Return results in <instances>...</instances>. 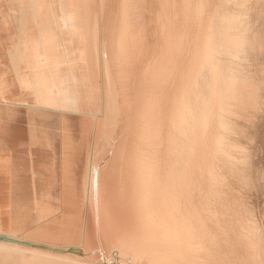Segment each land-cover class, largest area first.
<instances>
[{"label": "bare ground", "instance_id": "bare-ground-1", "mask_svg": "<svg viewBox=\"0 0 264 264\" xmlns=\"http://www.w3.org/2000/svg\"><path fill=\"white\" fill-rule=\"evenodd\" d=\"M166 1L168 2L169 0ZM233 1L237 2L239 0ZM227 2L232 3L230 0ZM98 4L101 8L100 10H102L105 4L104 0H100V3ZM161 4L165 5V3ZM204 4V0H199L197 5H194L195 7L193 9V13L191 12L193 15L190 13V16L192 18L196 17L199 21V18L201 19V16L207 14L206 12L208 11L205 10V13L203 14ZM218 5H216V7ZM186 6L188 5L186 4L184 7L187 8ZM171 7H174V5H171ZM191 7H193V5ZM118 9L119 8H117V10ZM131 9L130 0H123L121 12V18L123 19L120 22L121 28L118 36L119 39L117 38L118 41L116 49L114 48L115 51L112 48L114 52L113 55H116L117 65L119 67V75L116 79H113L112 75L111 78L108 79L110 72H112L110 71L111 65L109 62L112 52L109 50L112 49L109 48L108 50L103 45L102 54L105 59V72L106 78L108 79L106 93L107 100H105L107 106V117L103 128L101 126L102 131L100 132V135L104 134V137H106L105 142L107 143L106 147L108 148L113 147L111 145V141L113 142L111 137L114 135V132H116L115 130L118 126L119 118L122 115L118 98L124 94L122 92L121 94L120 92L116 93L114 88L116 87V82H123L125 78H128L125 74L126 67L129 63H131L130 61H132L131 59L134 56L137 47H139L137 44L141 39L139 33L133 31V26L131 24ZM147 9L148 8H146V11ZM219 9L220 8H218V10ZM148 10L150 11V9ZM162 10L163 9H161V11ZM172 10L173 9L171 8V11ZM242 10L244 11V9ZM174 11L176 10L174 9ZM187 12L188 11L185 13L188 14ZM232 12H221L220 10L215 12L212 17L210 16L211 18L209 17L207 29L204 32L206 34L198 36L192 43L193 48L191 49V61L188 62L192 63L189 64L191 67L188 71H186L187 73H185L184 77H182L183 80L181 84L179 82L180 88L177 89V91H179L176 92L177 94L172 100L170 99V101L168 99L169 96L163 99V96L160 97L159 93L155 94L153 92L155 87L160 89V85L163 84V82H167V80L172 76L171 73L173 71L171 66L169 67L172 54L175 53L174 51V53H172L171 50L172 41L175 40L178 47L182 45L184 40V34L182 36L179 35L177 38L174 37L175 39L173 40V36L175 33L178 34V32L173 31L174 35L171 34L169 36L167 41L169 51L166 57L169 63L166 59H164L161 65L156 64L152 70H148L147 72V75L149 74V92H147L146 98L142 100L141 106L137 109V114L135 116L136 124L134 125L135 128H133L135 129L133 133L135 135V144L129 155L123 154L125 151L124 149H120V153L118 155H114V149L111 148L108 150V153H104V151L102 155L101 153L98 155L99 152L98 154L91 155L89 153L92 149L91 145L88 146L85 153L79 150L80 141H74L70 133V125L66 122L67 120H65L64 116L65 114L71 113L88 119L91 131L89 130L88 125H81V129H83V127H88V130L90 131L88 136L89 134L90 136L92 134L93 139L97 141L99 140V138H97L100 124V119H98L99 109H86V107L81 104V98L79 95L75 96V94H63L73 92L71 89H62L64 85L63 80H55L52 84L53 87H57V92L61 95L63 94L62 96L57 97L45 95L44 93V95L35 97L34 102L38 106L33 108L37 111L40 110V112L45 111V113L40 115L44 116L46 121L47 118H50L49 114H51V112H60L59 115L62 117L58 123H53L54 125H46L45 131L43 130V132L41 129H32L31 133H33V135L31 136L29 145L31 149L39 147L46 148L52 153L49 156H46V158L39 164L40 167H43V173L45 175V216L47 220L50 218L51 220L54 219L56 222L60 223L61 247L60 254L57 255H55V252V254L53 252H45L44 255L47 259L48 257L57 259L60 264L220 263L223 255L221 258L218 256V235L222 232V229H224L225 232L228 230H225V228H222L220 225L219 216L216 213L217 210L215 209L218 200L217 186L219 184L216 162H218V157L226 158V160L229 159L232 149L237 146L231 144L230 146L229 143L227 144L226 142L227 133L233 130L228 122V116L230 114L232 115L234 110H237L238 108L243 109V107L251 104V101L248 100V98L255 93L254 85L247 79H242L238 72L233 68V62L238 60L241 55H246V51L252 47V43L250 37L248 36L249 25L246 23L244 17L243 21H240L241 16L244 14H235ZM108 14H110V12ZM164 14L165 13H163V16ZM171 14L174 16V13ZM99 16H101L100 13ZM108 18V20H110L109 15ZM144 18L146 17L144 16ZM158 18L160 17L158 16ZM178 18L179 17L177 15L176 19ZM192 18L189 20L190 22L192 21ZM112 19L110 21H112ZM187 19H189V17H187ZM204 19L202 16V20ZM87 20L86 22L89 23ZM163 21H167V19ZM176 21L178 22V20ZM102 22L103 20H101V24ZM201 22H199V24ZM175 23L172 25H176ZM184 23H186V21H184ZM196 24L197 23L194 22V25ZM96 26L98 27V24ZM148 27L146 29H148ZM159 27H162V25H159ZM193 28L196 29L198 26H194ZM88 30L90 31V29ZM200 30L201 29H199V31ZM186 31L188 30L186 29ZM145 32L147 33V31ZM187 33L188 32H186V34ZM101 35L102 34H100V36ZM114 36L116 38V35ZM104 37L106 39L108 36L105 35ZM160 37L161 36H159V38ZM186 39L190 41L189 38ZM103 40L104 38L102 39V42ZM147 44H149V42ZM157 44H159V41H157ZM160 45L162 46L163 44ZM153 48L156 49V47ZM87 51H89V49ZM97 51L98 48L95 47L93 49L94 55ZM147 53H149V50ZM176 56L178 57V55ZM95 57L96 56L93 58L95 59ZM179 63L181 64L180 61L178 62V65ZM179 67L180 66H178V68ZM91 69L93 70V67ZM137 74H135V77H137ZM90 75L92 74L90 73ZM91 80V82H94L92 78ZM177 85L178 84H176V86ZM130 88L131 87H129V89ZM123 89L125 90V87ZM128 94L130 95V93ZM123 99L124 103L129 102V100L131 101V98L128 101H126V97H123ZM167 102L168 104L169 102L171 103L170 107L163 106L164 104H167ZM125 113L128 112L125 110ZM36 115L38 114L36 113ZM236 116L239 118L238 115ZM103 121L101 122L103 123ZM121 122L122 121H120V123ZM37 132H39V134L42 133L39 140ZM125 133H127V131ZM229 135L230 134H228V137ZM126 136H128V134ZM131 137L134 138L133 135ZM92 141L93 140H91L90 143H92ZM120 141L119 143H121ZM115 142H117V139ZM3 144L10 148L11 142L9 141L8 143ZM118 146L120 147V145ZM103 149L106 150L105 147ZM97 151L95 150V153ZM110 152L113 155L112 160H110V157L107 156ZM243 152L245 154L246 151ZM239 154H241V152ZM236 161L238 162L237 159ZM231 164H233V161ZM238 164L240 166V163ZM236 170L239 169L236 168ZM241 182L244 183V181ZM111 186L116 191H113ZM248 217L240 216V218L236 220V223H239L238 230L234 231L238 233V237L240 238V241H238L239 243L241 242L240 244L244 247L246 252L243 264H264V258L261 253L259 243V236L262 232L260 228ZM49 231L50 229L47 225V232ZM78 234L80 235L79 243L76 242ZM224 239H226V236ZM30 247L32 248V246ZM227 250H229V248L225 249V251ZM233 252L234 251H232L231 254H233ZM235 254L236 252L234 255ZM237 256L239 257L241 255ZM12 259L14 260V258ZM23 260L25 261V259ZM17 261L18 260L16 259L14 263ZM19 262H21L20 258ZM25 263L27 264L28 261ZM238 263L240 262L238 261ZM22 264H24V262H22Z\"/></svg>", "mask_w": 264, "mask_h": 264}, {"label": "crops", "instance_id": "crops-1", "mask_svg": "<svg viewBox=\"0 0 264 264\" xmlns=\"http://www.w3.org/2000/svg\"><path fill=\"white\" fill-rule=\"evenodd\" d=\"M98 3L100 0H0V264L58 263L57 259H47L44 255L45 252L60 254L61 247L60 223L45 216V175L39 163L46 158V148L31 149L29 145L32 129L43 132L46 125L58 123L62 117L60 112H51L46 121L40 115L45 111L33 108L38 106L34 100L44 95L46 80H63L62 89L73 90L63 94L79 95L81 104L88 110L100 108L107 80L111 75L115 79L113 66L119 69L113 49L123 18L122 5L116 13H111L106 0L103 11ZM108 15L110 20L114 19L108 20ZM131 20L136 32L133 16ZM103 45L108 50L113 48L109 50L112 72L108 79L102 67ZM95 47L98 51L94 55ZM56 89L51 86L48 95L62 96ZM64 117L77 141L79 116L70 113ZM40 135L37 132L38 140ZM9 141L10 148L3 144ZM12 258L18 261L14 263Z\"/></svg>", "mask_w": 264, "mask_h": 264}, {"label": "rangeland", "instance_id": "rangeland-1", "mask_svg": "<svg viewBox=\"0 0 264 264\" xmlns=\"http://www.w3.org/2000/svg\"><path fill=\"white\" fill-rule=\"evenodd\" d=\"M109 1L111 4L109 3ZM147 1H148V3H147ZM147 1L146 0H130V7L132 8V11H133L132 16L134 19V29L136 32L139 33V36L141 37V39L137 44V46H139V47H137L136 52L131 59L132 61H130L131 63H129L128 66L126 67V73L125 74H126V77H128V78L127 79L125 78L123 82H116L117 89H116V87L114 88L116 93L120 92V94H121V92H122L124 95H121L118 98L119 99V106L121 108L122 115L119 118L118 126L115 130L116 132H114V135H112V137H111V140H113V142L111 141V145L113 147H109V148L106 147L107 146V143L105 142L106 137H104V134L100 135V132L102 131L101 126L103 128L104 123H105V119L107 117L106 116L107 115V106H106V102H105V100H107V97H106L107 85H106L105 91H104L105 94H104L103 99H102L103 102L101 101L102 104L99 108V116H98L99 117L98 119H100V124H99V128H98L99 133H98L97 138H99V140L102 141V144H101V141H99V140L95 141L93 139L92 134H91V136L89 134L90 137L88 136V133H90V131H91V127H89L90 126L89 120L86 118H83V117H78V123L81 124L82 126L88 125L89 130H90V131L88 130V127H86V128L83 127V129H81V127L78 128L77 138L79 141H81L79 144V150L81 152L85 153L86 149H88V146L91 145L92 149L90 147L91 150L89 152L91 155L98 154V152H99L98 155H100V153L102 155V153L104 151H105L104 153H108V150H110V148L114 149V155H118L122 149L125 150L123 153L124 155H129L130 151H132L131 149L134 147V144H135V137H134L135 135L133 134L135 129H133V128H135L134 125L136 124L135 116L137 114V109L139 106H141L142 100L144 98H146L147 92H149V88H148L149 74L147 75V72H148V70H152L156 64L161 65L164 59L167 60L166 57H167V54L169 51L167 41H168L169 36L171 34L174 35L173 31L178 32V34L175 33V35L173 36V40L175 38L179 37V35L182 36L183 34H184L183 35L184 40L182 42V45L178 46V47H177L176 41L174 40L176 44L175 43L173 44L174 41H172L171 50H172V53L175 52L176 54L175 53L172 54L170 63L167 60L169 63V67L171 66V69L173 71L171 73L172 76L167 80V82H165V83L163 82V84L160 85V89H157L156 87L153 89V92L155 94L159 93L160 97L163 96V99L165 97L167 98L169 96V98H168L169 101H170V99L172 100L175 97V95L177 94L176 92L179 91V90L177 91V89L180 88V84L183 80L182 77H184L185 73H187L186 71H188L189 68L191 67V65H189V64H192V63H188V62L191 61V58H190L191 57V49L193 48L192 43L195 41V39L198 36H201V35L203 36L204 34H206L204 32L207 29V25H208L207 22L209 20V17L210 16L212 17L215 12L220 11V10H221V12H232V10H233L232 13H235V14H242L243 13L244 15L241 16L240 21H243V17H244L246 23L249 25L248 36L251 39L252 47L247 49L246 55H241L238 60H235L233 62V68L238 72L239 76L242 79H247L248 81H250L254 85V87H255L254 92L255 93L252 94L248 98V100L251 101V102L249 101L251 104H249L246 107H243V109L238 108L237 110H234L232 115L231 114L229 115L231 117L228 116V122L230 123L233 130H231L227 133L226 142H227V144L229 143V145L231 144V145H234V146L237 145V146L232 149L231 155H233V156L230 155V158L227 160H226V158L218 157V160H217L218 162H216L217 171H218V175H219V184L217 186V190H218V198L217 199L218 200H217L215 209L217 210L216 213L219 216V220L221 223L220 225L222 226V228H225V230H228L225 232L224 229H222L223 233L221 232L218 235L217 250L219 253L218 252L217 253H218V256L220 258L223 255L219 264H225V263L226 264H243L244 257L246 256V252L244 250V247L241 246V244H240L241 242L239 243L240 238L238 237V233H236L234 231L238 230L239 223H236V220H238L240 218V216H243V217L250 216L251 218L250 217H248V218L251 221H253V223L256 224L262 232L261 235L259 236V240H260L259 243H260V247H261V253L263 254V258H264V0H239L237 2L230 0L232 3L227 2L228 0H221V1H219V0H204L205 1L204 5L205 6L209 5L212 9L209 6L208 7L204 6L205 9L203 8V10H204L203 14L205 13V10L206 11L208 10L209 12L207 11L206 12L207 14H204L205 19H204V15H202L204 20H202V16H201V19L199 18V21H198V19H196V17L192 18L190 16V13L191 12L193 13V9L197 5L199 0L198 1L196 0V2H195V0H193V1L192 0H186V1L184 0L185 2L183 0H169L168 2L166 0L165 1L161 0V2H160V0H147ZM143 2H145V3H143ZM171 2H172V4H171ZM173 2H174V4H173ZM207 2H209V3H207ZM122 3H123V0H119V1L118 0H116V1L115 0H106V7H108L110 10L112 9L111 13H116L117 8H119L122 5ZM161 3H163V4L165 3V5H162ZM213 3H214V5H213ZM220 3H221V5H220ZM117 4H118V6H117ZM183 4H184V6L187 4L188 6H186V7L189 9L185 8L183 6ZM171 5L172 6L174 5V7H171ZM192 5H193V7H191ZM216 5H218L220 7H218V6L216 7ZM167 6H168V9H167ZM175 6H176V8H175ZM213 6H214V9H213ZM146 8L150 9V11L148 9L146 11ZM160 8L163 10L161 11ZM171 8L173 9L172 11H171ZM218 8H220V9L218 10ZM221 8H223V9H221ZM226 8H227V11H226ZM164 9H167V10H164ZM174 9L176 11H174ZM242 9H244V11ZM158 10H160V11H158ZM189 10H190V12H189ZM245 10H247L248 12ZM183 11H185V12L188 11L187 12L188 14H186ZM153 12H154V15H153ZM162 12L165 13L164 14L165 18L163 16ZM171 13H174V16ZM192 13H191V15H193ZM209 13H210V15H209ZM246 14H247V16H246ZM152 15H153V17H152ZM177 15L179 17L178 19H176ZM144 16L146 18H144ZM158 16L160 18H158ZM175 16H176V18H175ZM187 17H189V19H187ZM190 17L192 18V21L194 19H196V20H194L193 22L192 21L190 22L189 21V20H191ZM161 18H162V20H161ZM166 19H167V21H163ZM158 20H159V22H158ZM176 20H178V22ZM201 20H202V22H201ZM184 21H186V23H184ZM187 21L190 24H188ZM157 22H158V24H157ZM194 22L197 24L194 25ZM199 22H201V23L199 24ZM174 23L176 25L173 26L172 24H174ZM191 24L193 27L198 26V28H196V29L193 28L191 26ZM148 25H149V27H148ZM159 25L160 26L162 25V27H159ZM146 26L148 27L149 30L146 29L147 28ZM173 27H175V28H173ZM183 27H184V29H183ZM172 29H174V30H172ZM186 29L188 31H186ZM199 29H201V30L199 31ZM194 30H196V31H194ZM145 31H147V33ZM156 32H157L158 37L156 36ZM186 32H188V33L186 34ZM196 34H199V35H196ZM154 35H155V37H154ZM159 36H161V37L159 38ZM186 36H188V37H186ZM186 38H189L190 41ZM157 41H159V44H157ZM145 42H147V43L149 42V44H147ZM156 44H157V46H156ZM160 44H163V45L161 46ZM175 45H176V48H175ZM149 47H151V48H149ZM153 47H156V49ZM146 48H149V49H146ZM178 48H180V49H178ZM173 49H175V50H173ZM177 49H178V52H177ZM148 50H149L150 54L147 53ZM151 55H152V58H151ZM176 55H178L179 59L180 58L181 59L179 60ZM188 59H190V60H188ZM143 60H144V62H143ZM179 61L181 62V64L179 63V65H178ZM104 62H105V59L103 61L102 66H103V70H104L105 77H106V72H105L106 68H105ZM139 65H140V67H139ZM178 66H180V67L178 68ZM116 69L117 68L114 65L113 66V72H114L115 79L117 76L116 75L117 74ZM181 70H182V72H181ZM135 74H137L136 75L137 77H135ZM178 75H180V76H178ZM129 77H132V78H129ZM130 80H132V81H130ZM137 80H139V81H137ZM45 82H46L45 83V91H43V93H45V95H48V93L50 91V87L55 82V80L51 81V82L46 80ZM96 82L98 85L99 81H96ZM179 82H180V84H179ZM176 84H178L179 86L178 85L176 86ZM128 85H129V87H131L130 89H129ZM121 86H124L125 90L123 89L124 87H121ZM174 88H176V89H174ZM127 90H129V91H127ZM128 93H130L131 97ZM126 94H128V95H126ZM172 95H173V97H172ZM127 96H128V98H127ZM104 97H105V99H104ZM123 97H126V101H128L131 98V101L129 100V102H127L129 105L131 104L130 106L127 103H124ZM163 106L170 107L171 103L169 102V104H168V102H167V104H164ZM245 108H247V109H245ZM127 109H128V111H127ZM125 110L128 113H125ZM53 113H56V112H53ZM125 115H126V117H125ZM233 115H234V117H233ZM236 115H238L239 118ZM101 121H103V123ZM120 121H122V122L120 123ZM101 124H103V125H101ZM124 125H125V127H124ZM126 131H127V133H125ZM127 134H128V136H126ZM228 134H230L231 136L229 135V137H228ZM132 135L134 138L131 137ZM100 136H103V137H100ZM120 137H122V138H120ZM100 138H102L103 140ZM116 139H117V142H115ZM122 139H123V141H122ZM91 140H93L92 143H90ZM119 141L121 143H119ZM132 143H133V145H132ZM118 145H120V147ZM94 147H95V149H94ZM97 147H98V151H97ZM104 147L106 148V150L103 149ZM238 148H239V150H238ZM102 149H103V151H102ZM95 150L97 151L96 153H95ZM243 151H246L247 153L245 152V154H244ZM240 152H241V154H244L245 156L239 154ZM50 154H52L51 151H49L48 149L44 150L45 156H49ZM109 154L107 156H109L110 160H112L113 155L111 154V152ZM236 159L238 160V162L236 161ZM232 161H233V164H231ZM238 163H240V166ZM230 165H232V166H230ZM242 165H243V167H242ZM229 166H230V168H229ZM220 168H221V170H220ZM236 168H238L239 170H236ZM241 181H244V183ZM112 186H113V184H112ZM114 188H116V187H114ZM112 190L116 191L115 189H113V187H112ZM223 212L225 215L223 214ZM220 213H222V214H220ZM224 235L226 236V239H224L225 238ZM227 240H228V242H227ZM76 242L77 243L80 242V235L79 234H78ZM224 248L225 249L229 248V250L225 251ZM242 248H243V250H242ZM221 249L222 250L224 249V250L222 251ZM232 251H234L233 254H231ZM228 252H230V253H228ZM235 252H236V254H235L236 257L234 255ZM237 252H240V253H237ZM227 254H230V255H227ZM237 255H241L242 258H241V256L238 257ZM226 257H227V259H226ZM234 257L238 258V259H235ZM239 258H240V260H239ZM222 260H224V261H222ZM238 261L240 263H238Z\"/></svg>", "mask_w": 264, "mask_h": 264}]
</instances>
